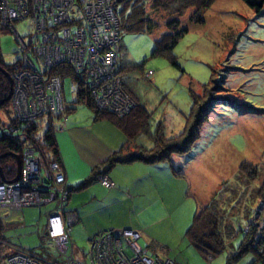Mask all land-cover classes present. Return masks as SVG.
Returning <instances> with one entry per match:
<instances>
[{
	"label": "rangeland",
	"instance_id": "1",
	"mask_svg": "<svg viewBox=\"0 0 264 264\" xmlns=\"http://www.w3.org/2000/svg\"><path fill=\"white\" fill-rule=\"evenodd\" d=\"M117 6L120 8V3ZM194 9L188 7L178 16L179 28L186 30L172 48L171 56L179 66L171 62L169 55L152 54L154 39L165 30L162 18L169 12L151 11L160 20L159 26L151 33L122 27L120 35V58L124 73L131 77L130 87L140 96L141 102L149 107L151 131L160 123L164 135L180 134L190 112L191 92L201 94L207 89L208 105H211L199 128L198 137L189 151L174 153L171 160L164 161L176 178L174 183L166 181V189L172 187L176 190L172 197L165 195L164 200L153 192L160 199L150 201L147 208L138 207V202L134 207L130 201L110 198L100 205V209H95L93 219L107 223H142L150 228L154 220L160 217L153 214L154 211L171 208L178 216L174 218L175 224L184 226L186 230L197 204L207 202L224 185L228 192L226 194L231 196L230 204L226 206H236L235 196L242 191L241 202L245 203L246 209H250V191L257 184L260 186L264 179V4L256 10L245 0H214L201 10L202 21L190 18ZM15 24L19 33L26 38L29 20L25 18ZM18 47L13 31L2 29L0 54L6 63L15 60ZM150 70L152 73L148 75ZM62 92L65 107L74 105V108L78 106L92 111L87 105L74 102L75 92L70 78L62 79ZM6 102L0 107L2 121H9L14 116L11 101ZM143 117L144 114L137 118L142 121ZM38 120L43 123L44 117ZM44 127L43 123L38 128L39 134ZM130 145V149L138 146L135 141ZM241 163L257 167V177L252 181H238L236 176L239 175ZM51 206L48 203L21 209L0 207V256H5L16 246L39 249L42 238L37 230L43 228L46 219L44 212ZM257 211L264 215V205ZM230 219L235 226L234 233L226 238L225 249L214 255L213 264H251L254 258L252 253L231 258L245 235V231L238 228L245 225L246 219L237 214ZM1 239H5L6 244ZM74 241L77 246H86L85 239ZM185 243L183 247H187ZM145 246L152 253L148 245ZM203 262L212 264L205 257Z\"/></svg>",
	"mask_w": 264,
	"mask_h": 264
},
{
	"label": "built area",
	"instance_id": "2",
	"mask_svg": "<svg viewBox=\"0 0 264 264\" xmlns=\"http://www.w3.org/2000/svg\"><path fill=\"white\" fill-rule=\"evenodd\" d=\"M29 20L26 38L16 21ZM102 24H101V23ZM100 29L99 27H101ZM0 26L13 31L19 47L8 71L15 121L0 120V137L24 139L19 177L0 181V207L9 209L51 203L42 228L39 249L15 247L7 264H175L150 255L140 243V232L112 227L88 237L78 247L70 236L75 219L65 209L69 197L66 177L55 159L36 145V130L29 123L63 107L62 77L90 87L96 106L116 115L127 114L134 100L125 91L119 74V21L110 0H0ZM99 26V27H98ZM104 30V31H103ZM99 35V36H97ZM69 65L73 76L54 72L57 64ZM28 124V125H27ZM27 137V139L25 138ZM105 186L111 179L104 173ZM3 244L6 242L1 239ZM7 255V256H8Z\"/></svg>",
	"mask_w": 264,
	"mask_h": 264
},
{
	"label": "trees",
	"instance_id": "3",
	"mask_svg": "<svg viewBox=\"0 0 264 264\" xmlns=\"http://www.w3.org/2000/svg\"><path fill=\"white\" fill-rule=\"evenodd\" d=\"M213 1L214 0H134V2H132V0H112L111 5L119 21V59L121 65L119 74L121 76L122 85L131 94L135 101V105L132 106L131 110L124 116H117L110 110L100 109L96 106L91 92L88 88L84 87V82L80 80L77 81L74 102L85 104L92 109L94 120L106 119L121 128L125 133L126 139L118 150H115L101 162L99 166H96L93 173L82 180L76 188L85 187L91 181L95 180L97 176L99 177L100 174L103 175L107 173L116 163L136 160L156 163L171 160L174 153H185L190 150L192 144L199 135V128L206 119L208 109L211 105H208L207 89H204L201 94L191 92L192 104L190 112L186 117L184 130L180 134L174 136L164 135L161 129L162 124L160 123L156 124V128L151 131L149 127L150 110L145 107L141 102L140 96L130 87L131 77L129 74L124 73V65L120 58L121 28L123 27L130 31H148L151 33L154 31V28L159 26L160 22L158 18L154 17L151 11L157 12L161 10L169 12L162 18L164 19L163 25L165 26V30L154 39L155 46L152 50V54L169 55L171 57V62L179 66L177 61L171 56L172 48L178 38L182 36L186 30L185 28H179L178 16L186 8L195 7L190 18L202 21L203 19L200 16L201 10L213 3ZM245 1L256 10H259L264 4V0ZM117 3H120V8H118ZM2 29H5V27L0 26V31ZM0 65L5 70L10 71L12 63H6L0 54ZM53 71L73 76L70 67L63 63L54 66ZM8 91V78L3 71L0 70V99L4 98ZM6 101L7 100L0 103V107L4 106L7 103ZM71 109H75L74 105L65 107L62 113L56 115L48 114L39 117L38 119L44 117L43 123L45 125L40 134L38 133V128H41L43 123H40L38 119L29 123L30 128L37 130L36 134L38 135L39 143L46 157L56 159L59 162H61V157L54 137V122L61 114ZM142 114H144V119L142 121L138 120L137 117ZM11 119L15 121V118ZM137 139L141 141L136 149H130V143L133 141L138 143ZM21 148V143L16 140L9 138L0 139V153L14 152L21 156ZM0 166L2 167L5 178L11 179L14 177L16 172V159L14 156L8 155L0 158ZM173 171L175 174H178L175 169H173ZM258 173L259 171L254 165L250 163H241L238 170L239 175L236 174V177L239 178L238 181L240 182H245V180L252 181L257 177ZM258 186L259 184H257L255 189L252 187L253 189L250 191L251 195L248 194L251 196V204L249 203L250 209H246L245 203L241 202V196H243L241 195L243 194L242 191L237 193L238 195L235 196L236 200L232 199L235 200L234 202H237L236 206H226L230 204L231 196L230 194H226L228 192L225 189V185L218 192L215 191L207 202H199L193 213L190 224L184 231V237L196 247L203 257L208 259L213 258L214 255L225 249L226 238L229 237L235 229L230 217L233 214L241 215L246 219L245 225H247V228H245V225L239 226L238 230H244L245 235L242 237L235 254H233L231 258H238L244 254L252 253L254 258L251 264L257 262L264 263V215L257 211L258 208L264 205V179L261 185ZM227 187L231 190L228 185ZM231 192L235 194V191L231 190ZM9 252H12V250L10 249ZM8 253H6L5 256L3 255L4 257L2 255L0 256V264H7L5 262V257Z\"/></svg>",
	"mask_w": 264,
	"mask_h": 264
},
{
	"label": "crops",
	"instance_id": "4",
	"mask_svg": "<svg viewBox=\"0 0 264 264\" xmlns=\"http://www.w3.org/2000/svg\"><path fill=\"white\" fill-rule=\"evenodd\" d=\"M144 105L149 109L146 103ZM55 127L54 137L66 175V184L70 190L66 212L75 217L70 224V236L73 241L85 239L87 245L88 237L98 231L112 227L132 228L141 232L143 243L148 245L154 256L169 257L177 264H205L201 253L184 237V226L175 224L174 218L178 216L171 208L154 211L153 214L160 217L154 220L150 228L142 223L128 221L107 223L97 218L93 219L95 209H100V205L110 198L130 201L134 207L138 202V207L147 208L150 201L160 199L153 192H157L161 200H164L167 194L172 197L176 189L172 187L166 189V181L174 183L176 178L164 161L147 163L136 160L116 163L107 172L112 180V186H103L98 179L100 174L85 187L76 188L82 180L93 173L96 166L121 147L126 139L125 133L109 120H94L92 111H86L78 106L58 118ZM140 141L137 139V144ZM48 209L49 207L44 212L45 216ZM37 233L42 238V229L37 230ZM184 242L187 247H183ZM208 260L213 264L212 258Z\"/></svg>",
	"mask_w": 264,
	"mask_h": 264
},
{
	"label": "bare ground",
	"instance_id": "5",
	"mask_svg": "<svg viewBox=\"0 0 264 264\" xmlns=\"http://www.w3.org/2000/svg\"><path fill=\"white\" fill-rule=\"evenodd\" d=\"M111 1V0H110ZM112 6V5H111ZM113 8V7H112ZM114 10V9H113ZM115 12V11H114ZM115 15H116V13H115ZM116 17H117V15H116ZM117 19H118V17H117ZM101 23V22H100ZM102 24V23H101ZM15 27H16V24H15ZM99 27V26H98ZM100 29H102L103 27H102V25H101V27H99ZM104 31V30H103ZM97 36H99V35H97ZM118 47H119V45H118ZM118 57H119V53H118ZM117 63V66H121L120 65V59H118V61L116 62ZM65 65H67V64H65ZM69 66V65H68ZM70 67V66H69ZM70 69H71V73L74 75V72H73V70H72V68L70 67ZM152 72H151V70L148 72V75L149 74H151ZM67 75H69V76H71L70 74H67ZM62 79H63V77H62ZM11 82H12V80H11ZM84 87H86V88H88V90L91 92V96L93 97V100L95 101V98H94V95H93V93H92V90H91V88L90 87H92V86H94L95 84L94 83H91V84H86L85 82H84ZM11 86H12V84H11ZM11 89H12V87H11ZM61 89H62V86H61ZM77 89V88H76ZM74 90V89H73ZM76 90H74V92H75ZM133 99V98H132ZM8 100H10V98L8 99ZM134 100V99H133ZM135 102V101H134ZM96 103V102H95ZM134 105H135V103H134ZM133 105V106H134ZM64 107H65V105H64V103H63V107H62V109L61 110H59V111H51V112H49L48 114H50V115H56V114H59V113H62L63 112V109H64ZM103 109H105V110H110V109H106V108H103ZM110 111H112V110H110ZM112 113H115V112H113L112 111ZM47 114V115H48ZM116 115V114H115ZM125 115V114H124ZM124 115H117V116H124ZM28 125V124H27ZM55 129V128H54ZM37 131V130H36ZM36 131H35V133H34V135L32 136L33 137V139L37 142L36 143V145H38L40 148H41V145H40V143H39V140H38V135L36 134ZM2 138H9V137H4V136H2V137H0V139H2ZM25 138V137H24ZM10 139V138H9ZM25 139H27V137L25 138ZM13 140H16V141H18V142H20L21 143V145H22V147L24 146V142H25V140L22 138L21 140L20 139H15V138H13ZM42 149V148H41ZM43 151V150H42ZM43 153H44V151H43ZM44 155H45V153H44ZM11 156H14V155H11ZM46 156V155H45ZM15 157V156H14ZM19 157H20V159H21V157H22V155L20 156L19 155ZM16 159V158H15ZM56 160V159H55ZM57 162H58V164H59V168H60V171L64 174V176L66 177V175H65V172H64V168H63V165H62V162H59L58 160H56ZM107 176L109 177V175L107 174ZM110 178V177H109ZM111 181V184L109 185V186H106V187H110V186H112V180H110ZM104 185V184H103ZM105 186V185H104ZM67 189H68V185H67ZM69 190V189H68ZM70 194V193H69ZM42 205H45V204H40L39 206H42ZM38 206V207H39ZM16 209H21V208H19V207H17ZM140 243L145 247V249L147 250V247L145 246V244L143 243V238H142V234H141V232H140ZM12 255H14V253H12V254H9L8 256H7V258H9L10 256H12ZM150 255L151 256H153V257H155L151 252H150ZM156 257H158V256H156ZM158 258H160V257H158ZM160 259H166V260H169V261H171L172 259H170V258H160ZM209 259H211V258H209ZM175 264H177L174 260H172ZM171 261V262H172Z\"/></svg>",
	"mask_w": 264,
	"mask_h": 264
},
{
	"label": "water",
	"instance_id": "6",
	"mask_svg": "<svg viewBox=\"0 0 264 264\" xmlns=\"http://www.w3.org/2000/svg\"><path fill=\"white\" fill-rule=\"evenodd\" d=\"M0 70L3 71V73L7 76L8 81H9V91H8L7 95L4 98L0 99V103H2L5 100H8L10 98L12 82H11V76H10L9 72L7 70H5L1 65H0ZM8 155H14L15 158H16V172H15V175L11 179L5 178V176L3 174L2 167L0 166V178H1L2 181L13 182L19 177L20 168H21V159H20L19 155L17 153H14V152H2V153H0V158L6 157Z\"/></svg>",
	"mask_w": 264,
	"mask_h": 264
},
{
	"label": "flooded vegetation",
	"instance_id": "7",
	"mask_svg": "<svg viewBox=\"0 0 264 264\" xmlns=\"http://www.w3.org/2000/svg\"><path fill=\"white\" fill-rule=\"evenodd\" d=\"M0 224H1V222H0ZM2 242V241H1Z\"/></svg>",
	"mask_w": 264,
	"mask_h": 264
}]
</instances>
